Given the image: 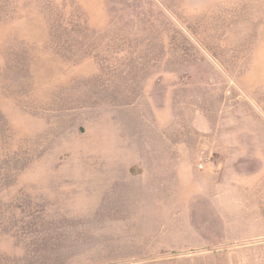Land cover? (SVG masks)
<instances>
[{
	"label": "rangeland",
	"instance_id": "rangeland-1",
	"mask_svg": "<svg viewBox=\"0 0 264 264\" xmlns=\"http://www.w3.org/2000/svg\"><path fill=\"white\" fill-rule=\"evenodd\" d=\"M0 264H264V0H0Z\"/></svg>",
	"mask_w": 264,
	"mask_h": 264
}]
</instances>
